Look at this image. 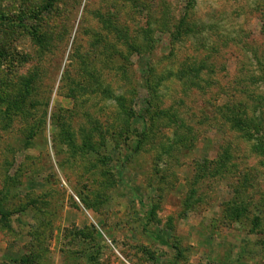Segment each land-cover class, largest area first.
I'll return each mask as SVG.
<instances>
[{
    "label": "rangeland",
    "instance_id": "1",
    "mask_svg": "<svg viewBox=\"0 0 264 264\" xmlns=\"http://www.w3.org/2000/svg\"><path fill=\"white\" fill-rule=\"evenodd\" d=\"M38 1L0 0V264H264V0H60L43 48Z\"/></svg>",
    "mask_w": 264,
    "mask_h": 264
},
{
    "label": "trees",
    "instance_id": "2",
    "mask_svg": "<svg viewBox=\"0 0 264 264\" xmlns=\"http://www.w3.org/2000/svg\"><path fill=\"white\" fill-rule=\"evenodd\" d=\"M59 2H60V0H40L38 2H33V3L30 2L32 4L31 7H27L28 6V2H26L25 4L22 2L20 4L22 6L19 9L20 10V16L19 15L17 16V24H16V26H20L22 28H24V27L28 28L29 29V35L31 36V39L34 40L33 43L35 45H38V47H40V48H43L44 42L47 39H49V38L48 37L45 38V36L39 32V29H38L39 26L38 25L42 26L44 29H47V31H50L49 25L47 24V21H44V23H42V21L44 19H46V18L55 17L56 16L57 12L59 11V9H58V5L60 4ZM188 4H190V3H188ZM22 7H25V8H22ZM5 16H6V13H4V12L0 13V29L3 28V25L5 27L6 23L7 24H11L12 23V21H5L4 20ZM3 20H4V24H2ZM184 20H185V15L184 14L180 15L178 17V19L175 22H173L172 25H170V26H168L166 28V29H168V32L170 33V40L172 42H174L176 40H179L183 36H186V35L189 34L190 29L188 28V25H186ZM28 21H31V22L35 23V25H33L32 27L31 26L27 27L26 24H27ZM36 22H39L40 24H36ZM12 26H13V24H12ZM263 29H264V27H263ZM11 32H12V28L11 27L6 28L4 36L3 37H1L2 35L0 36V60L1 61H2V58H4V61L8 60L9 56L7 55V53H3L4 52V48L2 47L3 46L2 42L4 40V37L7 36V35H10L9 33H11ZM61 33H64V30ZM146 37L147 38L145 40L147 42H150V46H149V49H150V47H152V44H151V40L149 39L148 33L146 34ZM126 43H127V41H126ZM134 49L136 51H141V48H139V47H135ZM24 56H27V57H24ZM24 56H22L23 61L28 60V55L24 54ZM9 58H12V56H10ZM73 93L74 92L72 91L70 94L73 97H75V94H73ZM1 99L4 102V107H5L4 111L6 113H9L10 110L8 108L12 104L11 103L12 101L11 100L6 101L5 95H4V98L2 96ZM118 99H120V98H118ZM17 104H19V102ZM17 107H18V105L16 106V103H14L12 105L11 109H16ZM241 123H243V122L242 121L235 122V125L238 126ZM124 127L126 128L127 132L131 133L130 130H129L128 119H127V121H124L123 128ZM142 133H144V132H142ZM141 135H144V134H141ZM234 213H236V210L233 209L232 215ZM30 237L33 240L35 235L32 234V235H30ZM30 261H31V258H28V257L24 256V257L21 258L20 262L22 264H29Z\"/></svg>",
    "mask_w": 264,
    "mask_h": 264
}]
</instances>
